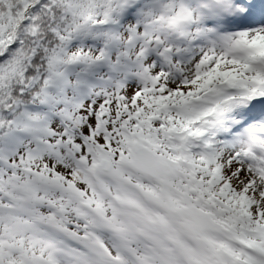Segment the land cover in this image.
<instances>
[{
    "label": "snow or ice",
    "instance_id": "snow-or-ice-1",
    "mask_svg": "<svg viewBox=\"0 0 264 264\" xmlns=\"http://www.w3.org/2000/svg\"><path fill=\"white\" fill-rule=\"evenodd\" d=\"M0 264H264V0H0Z\"/></svg>",
    "mask_w": 264,
    "mask_h": 264
}]
</instances>
